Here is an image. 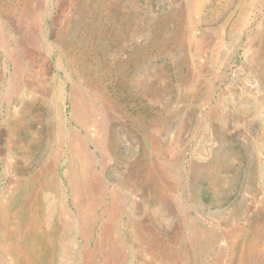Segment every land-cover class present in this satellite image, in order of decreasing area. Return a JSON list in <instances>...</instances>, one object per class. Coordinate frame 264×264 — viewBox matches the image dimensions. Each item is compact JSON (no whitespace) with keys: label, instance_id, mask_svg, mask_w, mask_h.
I'll return each instance as SVG.
<instances>
[{"label":"rangeland","instance_id":"1","mask_svg":"<svg viewBox=\"0 0 264 264\" xmlns=\"http://www.w3.org/2000/svg\"><path fill=\"white\" fill-rule=\"evenodd\" d=\"M0 264H264V0H0Z\"/></svg>","mask_w":264,"mask_h":264},{"label":"bare ground","instance_id":"2","mask_svg":"<svg viewBox=\"0 0 264 264\" xmlns=\"http://www.w3.org/2000/svg\"><path fill=\"white\" fill-rule=\"evenodd\" d=\"M48 142V141H47ZM47 145V144H46ZM76 147V146H75ZM73 149V148H72ZM84 154V153H83ZM91 159V158H90ZM90 161V160H89ZM83 164V163H82ZM82 166V165H81ZM83 167V166H82ZM91 167V166H90ZM101 179V178H100ZM102 181V180H101ZM123 192V191H122ZM98 200V199H97ZM119 201V200H118ZM93 206V205H92ZM111 207V206H110ZM85 212H86V210H85ZM84 213V212H83ZM85 217V216H84ZM79 220V219H78ZM77 220V221H78Z\"/></svg>","mask_w":264,"mask_h":264}]
</instances>
